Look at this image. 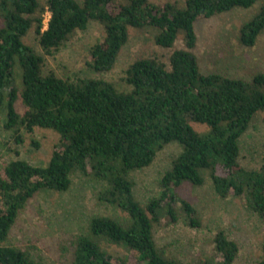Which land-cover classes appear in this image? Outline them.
<instances>
[{"label": "trees", "instance_id": "16d2710c", "mask_svg": "<svg viewBox=\"0 0 264 264\" xmlns=\"http://www.w3.org/2000/svg\"><path fill=\"white\" fill-rule=\"evenodd\" d=\"M259 10L242 24L237 42L253 47L264 30V0H184L154 4L150 0H0V115L16 144L21 130L48 129L59 135L47 163L34 166L12 159L0 164V264H42L27 251L6 244L11 227L29 200L41 191L65 192L71 176L81 173L103 183L96 197L127 214L124 218L93 215L86 234L72 241L70 264H130L112 256L101 241L134 251L136 264H185L156 246L154 224L175 222L182 213L192 228L200 226L194 207L178 193L184 183L211 181L215 194L243 198L264 224V163L256 169L239 162L240 140L253 118L264 113V72L245 77L202 75L193 50L195 23L235 8ZM49 14L44 29V14ZM90 21L103 38L90 48L89 67L96 73L113 69L129 40V29H148L154 43L173 49L165 64L140 58L125 70L129 91L104 80H70L43 74L44 58L23 42L33 29L46 55L65 46ZM21 98L25 111L15 104ZM191 123L205 125L197 132ZM264 123V117H263ZM180 153L159 179V194L145 207L134 197L131 173L148 167L168 144ZM35 146H38L35 143ZM215 255L191 264H232L238 245L223 230L213 237ZM264 253V243L261 247ZM264 264V262H262Z\"/></svg>", "mask_w": 264, "mask_h": 264}, {"label": "rangeland", "instance_id": "374dc122", "mask_svg": "<svg viewBox=\"0 0 264 264\" xmlns=\"http://www.w3.org/2000/svg\"><path fill=\"white\" fill-rule=\"evenodd\" d=\"M45 1L40 0L41 3ZM150 1L154 4L170 2L181 5L184 0ZM261 3L258 1L247 9L235 8L211 18H200L195 23L197 45L193 53L202 75L216 72L248 79L252 73L264 72V30L253 47H243L237 42L240 27L255 15ZM48 19L49 14L45 13L44 29ZM103 36L102 26L90 21L85 30L77 31L53 55L44 54L33 29L28 31L23 42L43 56V74L52 72L60 78L73 81L82 78L104 79L122 92L130 90L123 79L125 70L135 60L157 57L168 64L172 50L184 47L182 37L178 38L173 49H164L154 43L150 30L130 28L129 40L121 49L113 69L106 73H96L88 65L89 53L91 46ZM15 107L20 114L25 111L20 97ZM2 117L0 115V164L20 159L40 166L49 161L59 142L56 132L41 128H35L32 133L21 130L22 142L16 144L12 131L3 128ZM263 117L264 113H258L241 137L239 162L244 168L256 169L264 163ZM191 126L200 133L207 130L205 125L199 123H191ZM180 151L178 144H168L157 152L151 165L131 173L134 197L140 205L145 207L150 198L159 194V179ZM102 186V182L77 172L71 176V185L67 191L46 190L37 193L15 220L4 245L23 249L42 264H70L73 254L71 241L77 235L87 233L91 216L127 217L120 209L97 200L96 194ZM177 193L194 207L200 226L192 228L187 225L181 212L175 222L162 220L155 223L154 240L165 256L176 257L185 264L214 256L213 237L217 231L223 230L238 245V254L232 264L264 262L261 249L264 243V224L247 207L243 198L218 197L208 178L202 186L184 183L177 188ZM101 245L112 256L127 258L130 264H136L134 251L106 240H102Z\"/></svg>", "mask_w": 264, "mask_h": 264}]
</instances>
